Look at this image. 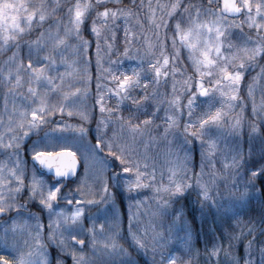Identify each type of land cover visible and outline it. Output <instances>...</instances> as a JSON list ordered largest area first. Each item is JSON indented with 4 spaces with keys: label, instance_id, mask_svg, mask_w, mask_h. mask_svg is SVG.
<instances>
[{
    "label": "snow or ice",
    "instance_id": "1",
    "mask_svg": "<svg viewBox=\"0 0 264 264\" xmlns=\"http://www.w3.org/2000/svg\"><path fill=\"white\" fill-rule=\"evenodd\" d=\"M109 2L114 0H0V52L11 50L12 53L0 64V86L6 89L3 112L7 114V121L0 115V129H3L0 131V155L6 156V161H0V218H3L0 219V249L13 256L14 264H53V261L65 264L61 256L68 254L73 264H136L127 249L117 242L121 231L118 214L113 211L112 218L106 221L105 234L103 224L97 228L95 214L86 211L93 206L99 211V205L112 196L107 180L96 191H85L90 187L87 182L90 157L104 170L109 157L119 161L113 164L115 170L108 177L116 188H123L129 194L152 188L160 215L169 214L172 203L193 187L201 208L214 207L217 211L225 207V199L231 205L248 200L252 194L250 190H256L257 181L260 191H264V148L258 165L245 167L251 164V151L249 159L245 160L241 150L232 149L230 157L220 156L221 169L217 170V141L212 136L213 129L239 132L244 123L242 117L239 114L233 117L230 113L237 105L241 109L246 107L240 95L244 88L252 103V116L264 123V87L260 88L259 103L254 95L258 82L264 80V64L259 63L264 60V0H239V3L237 0H206V3L203 0L195 3L172 0L170 5L153 6L149 2L147 7L144 0L140 4L133 0L135 11L106 7ZM157 10L160 12L158 23ZM57 12L61 13L58 18ZM229 16H243L244 19L230 20ZM133 17L136 21L130 27ZM245 24L248 32L243 30ZM145 25L155 36L154 42L146 36ZM253 29L254 35L250 34ZM82 31H88L93 39H84ZM34 32L39 33L35 39H25ZM73 40L77 42L75 45L71 43ZM118 40L123 43V53L119 52ZM93 43L97 81L93 109L98 108L100 118L96 121V142L87 148L88 130L82 124L64 123L63 115L78 116L82 122L95 115L85 102L92 81L89 71L92 61L87 54ZM69 50L78 59L69 62L65 56ZM182 52H186L195 74L179 82L180 88H177L175 77L186 71L181 61ZM114 55L116 59H112ZM124 59L134 61L130 68L124 67ZM73 64H78L79 68L73 69ZM257 67L260 71L246 84L249 69ZM60 68L65 71L61 72ZM21 73L25 78L23 82L28 84L23 93L16 91L23 87ZM73 73L79 77L75 82L83 87L63 91L65 77ZM169 81L171 92L163 91ZM181 96L186 97V102ZM53 97H56L55 102ZM9 98L13 104L11 110ZM112 100L115 105L108 107ZM125 108L129 109L127 118L123 114ZM161 109L163 117L159 115ZM57 114L61 119L56 121L55 128L49 127ZM141 116L144 119H140ZM158 119L162 123L158 124ZM180 119H184L182 129ZM249 127L250 138L259 134L256 120L251 121ZM67 129H72L74 135L79 133V140L86 149L82 157L84 176L76 188L66 183L79 176L77 152L71 150L72 145L65 136ZM32 135L37 139L25 147ZM181 137L185 145L198 140L209 149L201 154L199 172L193 173L188 168L187 152L181 157L172 149L171 145ZM158 142L169 145L165 154L166 173L158 168L159 154H147L149 145ZM105 147L108 152L101 157L99 153ZM22 150L30 155L31 168L22 158ZM206 167L208 172L204 171ZM40 169L51 173V179H45L47 173H40ZM158 171L161 181L166 175V182L157 183ZM218 181L223 182V191ZM87 196L93 198L86 199ZM95 196L101 199L96 200ZM33 202L46 215L47 224L44 215L30 210ZM140 203L136 202V206ZM131 207L129 205V211ZM261 208L260 220L264 224V204ZM183 215L182 210H176L173 225ZM84 220L91 222L87 229L83 226ZM184 223L186 226L187 222ZM258 231L264 235V227ZM128 235L137 251H148L147 233L138 235L132 231L131 211ZM242 235L251 236L245 245L247 255L243 257V264H257L252 255L257 237L254 221L250 220ZM188 236L186 227L182 238L186 245L184 251L191 256ZM240 238L229 234L228 249L233 247L232 240ZM166 242L162 233L153 230V257L157 250L161 256L159 261L154 258L153 264H176L180 259L163 251ZM86 247L92 255L84 254ZM50 248L58 250L55 257ZM222 251L224 256L230 255L223 246L214 244L209 258L215 257V264H221ZM258 252L259 264H264V239L260 241ZM240 260L238 256L231 257L232 264H240ZM0 264H13V261L0 255Z\"/></svg>",
    "mask_w": 264,
    "mask_h": 264
},
{
    "label": "trees",
    "instance_id": "2",
    "mask_svg": "<svg viewBox=\"0 0 264 264\" xmlns=\"http://www.w3.org/2000/svg\"><path fill=\"white\" fill-rule=\"evenodd\" d=\"M141 0H135L136 4H140ZM149 2L155 6L156 4H167L170 5L172 0H144V5L147 7ZM184 2H188V0H184ZM192 2H200V0H192ZM203 2L206 3V0H203ZM109 8H125V9H132L135 11V8L133 6V0H114V2H109L105 5ZM99 10H103L102 8ZM59 12H57L55 15H57ZM94 15V13H93ZM160 12L159 10L156 11V22H159ZM136 21V18L133 17L132 21H130V27L131 24H134ZM51 22V21H49ZM89 25L91 24V20L88 21ZM243 30L245 32H248L249 29L246 25L243 26ZM236 31V30H234ZM34 32L32 36L35 34ZM38 33V32H37ZM145 34L146 36L152 41H155V36H153L151 30L147 28L145 25ZM250 34L254 35L253 32ZM81 35L86 40H92L93 37L90 36L88 31H82ZM164 32L163 29H161V38H163ZM118 36H122V33H118ZM169 38L172 37V33H168ZM32 37H29V39ZM143 39V38H142ZM235 42V37H234ZM119 47V52L123 53L124 47L121 40H118L117 42ZM179 46V45H178ZM171 47V44L169 42V48ZM186 52H182L181 55V61L183 64V67L186 69L183 75H177L175 79L178 81L177 88H180V83L183 80L188 79L189 76H193L194 69L190 66V61L186 58ZM88 56L91 58V65L89 68L90 74L92 76V81L89 86L90 89V96L87 100V107L89 111H94L95 115L91 117L89 120L90 122L85 123L83 126L88 128V132L86 133L88 136V139L91 141H96V121L100 118V113L98 108L93 109V103H94V95L96 91V55H95V44L93 43L89 52ZM2 57V56H1ZM112 59H116V56L114 55ZM2 64V60L0 61ZM125 68H130V65L134 63V61H129L127 59H124L123 61ZM260 64H264V60L259 61ZM104 67L107 68L108 65L104 64ZM176 67H180L177 65ZM79 68V67H78ZM260 71L259 67L256 69H249L246 77H245V83H250V77L255 76ZM77 80L79 77L78 75L74 76ZM24 75L22 74V82L24 81ZM207 86V85H206ZM264 87V80H260L256 86V90L254 92L255 98L258 100L257 97L260 88ZM28 88V84L26 82H23V87L16 89L18 92H24ZM166 92H171V81H169V86L165 89H162ZM6 89L2 86H0V99L3 100L4 98V92ZM152 89L149 88V92H151ZM179 94V93H177ZM241 97L244 99V103L246 105L245 108L241 109L239 105L235 106V109L230 115L235 117L236 115H240L243 120V124L241 129L238 133L233 134L231 133L227 128H225L222 132H216L215 129H213L212 136L217 141V147H223L220 149L216 156V169H221V163H220V156L226 155L231 156L232 149H238L241 150V154L245 158V160L249 159V152L251 151L252 157H251V164L245 165V167H250L251 165H258L259 162H261V150L264 148V123H261L258 118H255L252 116V103L251 100L247 98V88H244V90L240 93ZM181 99L186 102V97L181 96ZM115 105V100L109 101L108 107H113ZM219 106V105H217ZM201 111V109H197V112ZM129 109L125 108L123 110L124 116L127 118ZM159 115L161 117L164 116V111L161 109ZM140 119H144L143 116L140 117ZM253 120H256V123L259 128V134L255 135L250 138V127L249 123ZM157 123H162L161 120H157ZM179 124L181 129L183 128L184 119L179 120ZM163 128L160 129L162 132ZM108 135L111 136L112 130L111 128L107 129ZM40 135L43 136V131L40 132ZM31 138H37L36 135H32ZM107 139V137H105ZM207 139V137L205 138ZM165 143V142H162ZM167 143V142H166ZM178 143L179 146L184 147L183 148V155L185 152H187L189 156V162H188V168L191 169L194 172H199L200 170V164H201V154L202 152H207V147L202 146L201 143L198 140H193L190 144H184L183 139L177 138L173 144ZM172 144V145H173ZM143 147V145H141ZM108 149L105 147L101 155H106ZM109 162L112 164H119V161H115L113 158L109 157ZM114 168V167H113ZM115 169V168H114ZM205 169H208L207 167ZM254 170V168H253ZM196 177L193 174L192 175V183L195 185ZM161 182L160 177L157 176V183ZM220 185L221 191L224 189V184L222 181H218ZM111 188L117 193L116 199L119 202L121 209L123 211V218L125 223H128L129 221V204L135 207V209L138 210V221L145 222L149 224H155L153 228H148L151 230V235L153 233V230L158 233H162L166 238V244L163 248V251L165 253L171 252L175 254L177 257H180L176 261V264H185L186 261L189 262V264H215V257L209 258V253L213 249V245L217 246H223V248L227 249L230 253L229 256H224L223 251L220 253V259L221 264H232L231 257L232 256H238L241 258L240 264H243V257L247 255L245 245L248 242V240L251 239V236H244L242 235V231H246L247 227L250 224V220L254 221L257 225V237L255 242V249L252 252L253 257L256 259L257 264H259V252L258 249L260 247V241L264 239V235L259 234V228L264 227V224L261 223L260 215H261V205L264 204V191H260V182H256V190H250L252 192L250 198L246 200L243 203H237L235 205H231L228 203L227 199L224 200L225 207H222L219 211H217L216 208H209L205 206L203 209L200 205V200L197 195V191L195 190V187H193L192 190H189L185 195H183L179 200H176L172 203V207L169 209V214L167 215H160L159 210L157 208V201L154 198V194L152 191V188H145L140 189L139 194L137 193H131L129 194L126 190L123 188H116L113 183H111ZM215 191V190H214ZM166 198V197H164ZM136 202H141L139 206H136ZM132 209V207H131ZM176 210H182L184 215L180 221L175 223L173 225V219L176 214ZM233 213H236V215H233ZM239 220V223L237 221ZM184 221L187 222V225L185 226ZM171 225V227H170ZM150 227H152L150 225ZM187 227V231L189 233V236L186 237L188 245L191 247V256L185 254V243L182 238L185 237V228ZM128 226H124V232L128 235ZM132 231H136L132 227ZM149 231V230H148ZM137 233V232H136ZM150 233V232H149ZM145 234V233H144ZM229 234H235L241 236L238 240H232L231 243L233 245L232 248L228 249L229 244ZM139 235V234H138ZM149 234L147 233V236L145 237L147 240L149 239ZM160 243L164 244V241H161ZM126 248L132 253L133 259L136 261V264H153V259L155 258L156 261H159L161 259L160 251L157 250L155 257H153L152 252V240L151 244L149 243L148 251L145 252L144 250H139L133 246V244L128 241L126 244Z\"/></svg>",
    "mask_w": 264,
    "mask_h": 264
},
{
    "label": "rangeland",
    "instance_id": "3",
    "mask_svg": "<svg viewBox=\"0 0 264 264\" xmlns=\"http://www.w3.org/2000/svg\"><path fill=\"white\" fill-rule=\"evenodd\" d=\"M26 2H27V0H26ZM61 2H63V0H61ZM81 2H84V0H81ZM60 15H61V13H58L55 16H56V18H58ZM229 19L230 20L231 19H236V20L239 21V20H243L244 17L242 16L239 19L238 18H229ZM49 23H51V22H49ZM45 27H48V24H46ZM252 32H253V34H255V29H253ZM37 35H39V33L36 32L33 36H31L32 38H30V39H35V37ZM25 39H29V37H25ZM71 43L73 45H75L77 42L75 40H73V41H71ZM11 54H12L11 50L6 51V52H0V61L2 60V64H3L4 60L7 59V57L11 56ZM65 56L69 60V62H71L72 60L78 59V57H76V56H74L72 54L71 50L66 52ZM72 67H73V69H77L79 67V65L78 64H73ZM60 71L64 72L65 69L64 68H60ZM22 74L23 73H21V76H22ZM75 75L76 74L73 73L71 76H66L65 77V79L63 81V85H64V87L62 89L63 91H74L75 88L83 87L81 84H78V83L75 82L76 81V79L74 77ZM58 83H59V81H58ZM17 89H19V88H17ZM89 96L85 99L86 104H87V100L89 99ZM257 97L259 98V100H258V103H259L260 98H261V91L259 92ZM55 100H56V97H53V102H55ZM19 103H20L19 100H17L16 104L19 105ZM12 107H13L12 100H11V98H9V101H8L9 110H11ZM3 109H4V98H3V100L0 99V115H3L4 120L7 121V114L3 112ZM59 119H61V117H60L59 114H57L53 118V120H52L51 124L49 125V127L55 128L56 127V121L59 120ZM89 120L85 121V122H82L78 116L68 117L66 113L63 115V122L64 123L75 125V126H81V124L83 126L85 123L90 122ZM83 127L86 130H88V128H86L85 126H83ZM2 130L3 129H0V131H2ZM57 135H60V133L57 132ZM65 136H67L68 141L72 145L71 150L76 151L79 154V156L81 157V159H82L83 155H85V153H86V149L83 146V144L81 143V141L79 140V133H75V135H74L72 129H67L65 131ZM36 139L37 138L27 139V143H26L25 147H27V145H31L32 141H34ZM86 139H87V142H88L87 143V148H91V146L94 145L95 142H96V141H91L90 139H88L87 134H86ZM5 142H7V137H5ZM171 147H172V149L177 150L178 154L181 157L183 156L182 152H183V148L184 147L179 146L178 143L171 145ZM78 148H79V151L77 150ZM222 148H223L222 146L220 148L217 147L216 151L218 152ZM168 149H169V145L166 142L165 143L158 142L155 145H149L148 153H147L150 156H155L156 154H159V157H158V160H157V165H158V168H163L165 173H166L165 160L167 159L165 154L167 153ZM141 150H143V147H141ZM207 150L209 151L208 148H207ZM21 155H22L23 159L28 161L29 168H31L33 163L30 160V155L28 153L24 152L23 150L21 152ZM99 155L101 157H103V155H101V153H99ZM0 161H6V156L5 155H0ZM9 166H11V165H9ZM89 169H90V171H89V175L87 177V182H88V185L90 187L89 188H85V191L87 192V191L91 190V191L94 192L97 189L102 187V184H103L104 180H107L108 184H109L110 192L112 193V196L109 198V200L106 203L99 205V211H98L97 207H95V206L86 209V211L95 214L94 215V219H95L96 226H97V228H99L103 224L104 228H105V234H107V228H108V225H107L106 221L112 218L113 211H115L118 214V216H119V223H120V229H121L120 237H118V241L117 242H118L119 245H121L123 248L126 249V247L123 245V243L127 244L128 241H130L132 243L131 237H128L125 234V232H124V226L127 225L129 227V221H128V223H125L124 218H123V211L121 209V206H120L119 202L116 199L117 193L111 188V183H113V182L110 179H108V177H110L111 173L115 169L112 167V164L110 162H108L107 163V168H106V170H104V169L101 168L100 164L94 162L91 159V157H90V160H89ZM204 171L208 172V169H204ZM83 176H84V166H83V169L80 172L78 178L75 180V182H73L71 184L72 186L69 185V187L70 188H76L80 178L83 177ZM157 176L160 177L159 171L157 173ZM44 178L45 179H50L49 176H45ZM161 182H166V175L164 177V181H161ZM161 182H159V183H161ZM145 183H149V181H145ZM66 189H65V191H66ZM85 198L86 199H91L93 197L87 196ZM94 198L96 200H100L101 199L100 196H95ZM30 210L35 212V213H37V214L44 215V214L41 213V209L37 206V204L35 202L30 204ZM68 211H71V208H69ZM131 214H132V227L136 230V231H133V232H135V233L137 232V234H139V235H144V233H148L149 234L148 241L151 244L152 235H151V230L148 229V228H153L155 226V224H149V222L145 223V222L138 221V210L135 209V207H133V206H132V209H131ZM44 223L47 224L46 215H44ZM90 223L91 222L89 220H84L83 221L84 228L87 229L90 226ZM150 225L152 227H150ZM82 238H85V237H78V239H82ZM98 239L102 241L103 237H98ZM100 246L103 247V244L101 243ZM24 251L27 252L28 249L24 248ZM57 251L58 250L55 249V248H50V252H51L53 257L56 256ZM127 251L131 255V257L133 258L130 249L129 250L127 249ZM84 254L86 256L92 255L91 251L87 247L84 249ZM0 255L5 256V258L10 260V261H13V264H14V258L7 250L0 249ZM61 258L65 261V264H73V260H72V257H71L70 254L62 255ZM102 259H108V258L107 257H102ZM53 264H54V261H53Z\"/></svg>",
    "mask_w": 264,
    "mask_h": 264
},
{
    "label": "water",
    "instance_id": "4",
    "mask_svg": "<svg viewBox=\"0 0 264 264\" xmlns=\"http://www.w3.org/2000/svg\"><path fill=\"white\" fill-rule=\"evenodd\" d=\"M77 158H78V161H79V164H78V172H80L82 164H81V161H80V159H79L78 156H77ZM39 171L42 172V173H47L48 175H52L51 173H48V171L46 169H40ZM69 180H73V179H69Z\"/></svg>",
    "mask_w": 264,
    "mask_h": 264
},
{
    "label": "flooded vegetation",
    "instance_id": "5",
    "mask_svg": "<svg viewBox=\"0 0 264 264\" xmlns=\"http://www.w3.org/2000/svg\"><path fill=\"white\" fill-rule=\"evenodd\" d=\"M69 184V183H68ZM66 191H68V189H66ZM0 219H2V218H0Z\"/></svg>",
    "mask_w": 264,
    "mask_h": 264
}]
</instances>
